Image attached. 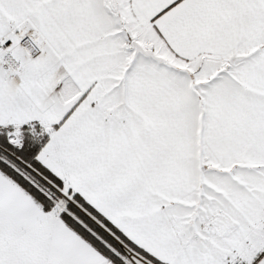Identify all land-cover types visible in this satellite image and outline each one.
<instances>
[{
  "label": "snow or ice",
  "instance_id": "snow-or-ice-1",
  "mask_svg": "<svg viewBox=\"0 0 264 264\" xmlns=\"http://www.w3.org/2000/svg\"><path fill=\"white\" fill-rule=\"evenodd\" d=\"M0 264H264V0H0Z\"/></svg>",
  "mask_w": 264,
  "mask_h": 264
}]
</instances>
